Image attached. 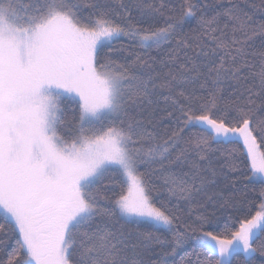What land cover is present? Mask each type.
Here are the masks:
<instances>
[{"label": "snow or ice", "instance_id": "1", "mask_svg": "<svg viewBox=\"0 0 264 264\" xmlns=\"http://www.w3.org/2000/svg\"><path fill=\"white\" fill-rule=\"evenodd\" d=\"M262 146L264 0H0V264H264Z\"/></svg>", "mask_w": 264, "mask_h": 264}, {"label": "trees", "instance_id": "2", "mask_svg": "<svg viewBox=\"0 0 264 264\" xmlns=\"http://www.w3.org/2000/svg\"><path fill=\"white\" fill-rule=\"evenodd\" d=\"M262 150H264V146H262ZM254 203L258 206L259 204V201H254ZM254 211H255V208L252 210V214H254ZM243 218V216L241 217V219ZM250 218V217H249ZM238 223H237V227H238ZM184 255V251L181 250V251H178V253L176 254V256L174 257V260H175V264H180V260H181V257Z\"/></svg>", "mask_w": 264, "mask_h": 264}]
</instances>
